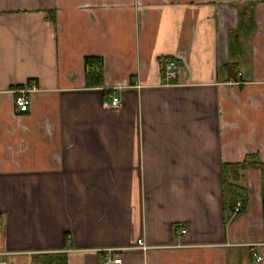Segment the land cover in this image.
<instances>
[{
  "label": "crops",
  "instance_id": "0c3cea01",
  "mask_svg": "<svg viewBox=\"0 0 264 264\" xmlns=\"http://www.w3.org/2000/svg\"><path fill=\"white\" fill-rule=\"evenodd\" d=\"M249 155L264 0H0V264H264L260 171L241 172L244 212L223 206L222 166Z\"/></svg>",
  "mask_w": 264,
  "mask_h": 264
},
{
  "label": "trees",
  "instance_id": "16d2710c",
  "mask_svg": "<svg viewBox=\"0 0 264 264\" xmlns=\"http://www.w3.org/2000/svg\"><path fill=\"white\" fill-rule=\"evenodd\" d=\"M253 27V19L250 13L245 11H239V23L237 32L247 33V29ZM231 34V40L229 46L232 47L234 44V35ZM85 63L88 68L89 77L93 79L94 68L93 65H98L100 68L99 60L97 59H86ZM231 66H233L231 64ZM230 66V67H231ZM248 169H255L260 171L261 174V199H262V214L264 219V163L260 161L257 155H249L241 162L237 164H225L221 169V188L223 197L224 209L229 213L234 211V208L238 202L241 207L239 212L241 214L246 210L248 193L243 185V179L241 178V172ZM31 264H68V258L65 253H49L40 254L32 258Z\"/></svg>",
  "mask_w": 264,
  "mask_h": 264
},
{
  "label": "built area",
  "instance_id": "2783aa9c",
  "mask_svg": "<svg viewBox=\"0 0 264 264\" xmlns=\"http://www.w3.org/2000/svg\"><path fill=\"white\" fill-rule=\"evenodd\" d=\"M178 64L175 60L167 59L163 62V72L165 80L168 84H172L177 80L178 77ZM120 98L116 96H112L109 101V107L116 108L120 105ZM15 105L19 112L25 113L29 109L30 100L25 95L24 92H17V96L15 97ZM241 207L240 202H238L234 208V211L231 213L232 215H236L239 212V209ZM137 247H141L142 249L145 247L143 246V243L138 240L137 241ZM256 257V256H255ZM262 261L261 257H256V262L259 263ZM101 264H123V260L120 256H116L113 254L112 250H106L103 252V257Z\"/></svg>",
  "mask_w": 264,
  "mask_h": 264
}]
</instances>
